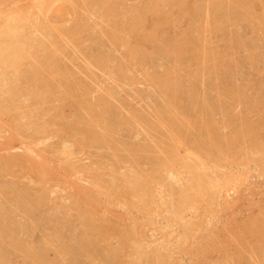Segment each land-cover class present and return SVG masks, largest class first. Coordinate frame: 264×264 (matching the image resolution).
<instances>
[{
  "label": "rangeland",
  "instance_id": "1",
  "mask_svg": "<svg viewBox=\"0 0 264 264\" xmlns=\"http://www.w3.org/2000/svg\"><path fill=\"white\" fill-rule=\"evenodd\" d=\"M8 25L0 264H264V0H0Z\"/></svg>",
  "mask_w": 264,
  "mask_h": 264
},
{
  "label": "bare ground",
  "instance_id": "2",
  "mask_svg": "<svg viewBox=\"0 0 264 264\" xmlns=\"http://www.w3.org/2000/svg\"><path fill=\"white\" fill-rule=\"evenodd\" d=\"M164 1V0H163ZM166 1V0H165ZM157 2V1H156ZM230 2H232V1H230ZM221 3V2H220ZM153 4V3H152ZM232 4V3H231ZM146 5V4H145ZM228 5H229V3H228ZM202 7V6H201ZM232 7V6H231ZM237 7V6H236ZM239 8V7H238ZM196 9V8H195ZM221 9V8H220ZM226 9V8H225ZM192 10V9H191ZM225 11V10H224ZM151 13V12H150ZM223 13V12H222ZM229 13V12H228ZM224 14V13H223ZM230 15V14H229ZM227 16V15H226ZM225 18V17H224ZM141 20V19H140ZM262 20V19H261ZM217 21V20H216ZM227 22V21H226ZM225 22V23H226ZM17 23H19V22H17ZM171 23V22H170ZM8 24H9V22H8ZM7 25V24H6ZM12 25H14L15 26V23L13 24V22H12ZM130 25V24H129ZM4 27V26H3ZM6 27V26H5ZM18 27V26H17ZM2 28V27H1ZM18 29V28H17ZM15 28H13L12 26H10V25H8V27L7 28H5V29H3V31L1 30V32H0V35L1 36H3L2 34H13L14 32H15ZM194 31V30H193ZM190 32V31H189ZM18 33H19V31H18ZM16 34V33H15ZM15 34H13V35H15ZM146 34V33H145ZM23 35V34H22ZM132 35H134V33L132 34ZM8 36V35H7ZM21 36V35H20ZM11 37V36H10ZM1 38H3V37H1ZM0 38V39H1ZM13 38H15V37H13ZM18 39H20L21 40V38H17V41L15 40V42H18ZM3 40V39H2ZM19 40V41H20ZM24 40V39H23ZM172 41V40H171ZM179 41V40H178ZM192 41V40H191ZM22 42V41H21ZM24 42V41H23ZM1 43H4V42H1ZM215 43V42H214ZM5 45V44H4ZM166 46V45H165ZM1 47H4L3 45L1 46ZM0 47V49H3V48H1ZM5 47H7L8 48V46H5ZM17 48V46H14V48ZM20 47H21V45H20ZM199 47V46H198ZM23 48V47H22ZM184 48V47H183ZM13 49V48H12ZM18 49V48H17ZM173 49H175V48H173ZM194 49H195V47H194ZM202 49V48H201ZM11 50V49H10ZM10 50L8 51V52H10ZM15 50V49H14ZM23 50H24V48H23ZM188 50V49H187ZM4 51V50H3ZM2 51V52H3ZM160 51V50H159ZM177 51V50H176ZM180 51V50H179ZM196 51V50H195ZM212 52V51H211ZM18 54V53H17ZM16 54V55H17ZM15 55V53H14V57L16 56ZM20 55H21V53H20ZM127 55V54H126ZM5 56H6V53H5ZM4 56V57H5ZM22 56V55H21ZM204 57V56H203ZM7 58V57H6ZM8 58H9V56H8ZM202 58V57H201ZM205 58V57H204ZM215 58V57H214ZM21 59H22V57H21ZM105 59V58H104ZM11 60V59H10ZM10 60H8L9 62H10V64H12L11 63V61ZM5 61H7V59H5ZM16 61H17V59H16ZM15 61V62H16ZM1 62V61H0ZM14 62V63H15ZM18 62V61H17ZM16 62V63H17ZM1 64V63H0ZM8 63H6V65H7ZM2 65V64H1ZM5 65V66H6ZM140 65V64H139ZM10 66V65H9ZM2 67H4L3 65H2ZM13 67V66H12ZM210 67V66H209ZM213 67H214V65H213ZM17 68V67H16ZM6 69V68H5ZM12 69V68H11ZM212 69V68H211ZM14 70V69H13ZM169 71V70H168ZM207 71V70H206ZM215 71V70H214ZM212 73V72H211ZM173 75V74H172ZM150 77V76H149ZM160 78V77H159ZM165 78V77H164ZM178 79V78H177ZM239 79V78H238ZM76 80V79H75ZM161 81V80H160ZM163 81V80H162ZM168 84H170V83H168ZM160 85V84H159ZM171 85V84H170ZM170 89V88H169ZM174 92V91H173ZM163 94H165V93H163ZM194 97V96H193ZM222 100V99H221ZM168 107H170V105L168 106ZM165 108V107H164ZM170 108H172V107H170ZM166 109V108H165ZM97 113V112H96ZM163 113V112H162ZM86 116V115H85ZM175 120V119H174ZM169 125H171V124H169ZM162 126V125H161ZM172 126V125H171ZM175 128V127H174ZM177 128V127H176ZM173 130V129H172ZM175 131V130H174ZM173 131V132H174ZM182 131V130H181ZM177 132H179V131H177ZM201 133V132H200ZM176 134V133H175ZM204 135H206V134H204ZM234 136V135H233ZM178 137V136H177ZM215 138V137H214ZM239 138V137H238ZM103 139V138H102ZM221 139V138H220ZM108 140V139H107ZM218 141V140H217ZM101 142V141H100ZM223 142V141H222ZM108 144V143H107ZM207 145V144H206ZM238 145V144H237ZM232 148V147H231ZM167 151V150H166ZM216 151V150H215ZM221 155H223V154H221ZM217 159H219L218 157H216ZM163 163V162H162ZM198 176H200V175H198ZM197 178V177H196ZM202 180H203V178H201ZM199 180V179H198ZM190 181V180H189ZM193 181V180H192ZM201 182V181H200ZM200 182H199V184H197V185H200ZM206 183V182H205ZM201 184H203V183H201ZM195 185V184H194ZM193 185V186H194ZM204 185V184H203ZM210 185V184H209ZM131 186V185H130ZM201 187H199V189H200ZM193 189V188H192ZM195 189V188H194ZM196 189H198V187L196 188ZM203 189V188H202ZM210 189H212V188H210ZM198 194V193H197ZM201 195V194H200ZM171 198V197H170ZM23 200V199H22ZM21 200V201H22ZM142 200V199H141ZM184 201V200H183ZM185 204V203H184ZM189 204V203H188ZM187 204V205H188ZM186 205V204H185ZM35 218V217H34ZM3 221V220H2ZM66 222V221H65ZM4 223V222H3ZM7 225V224H6ZM248 226V225H247ZM95 228V227H94ZM4 229V228H3ZM1 230V229H0ZM254 230V229H253ZM125 231V230H124ZM250 232V231H249ZM253 234V233H252ZM21 243V242H20ZM24 245V244H23ZM59 247V246H58ZM79 247H80V245H79ZM20 248V247H19ZM25 248V247H24ZM70 248V247H69ZM14 249V248H13ZM49 249V248H48ZM56 251V250H55ZM16 254V253H15ZM59 254V253H58ZM38 255V254H37ZM27 256V255H26ZM1 257V256H0ZM37 258H39V257H37ZM64 258V257H63ZM62 259V258H61ZM5 260V259H4ZM50 262V261H49ZM231 262H233V260L231 261ZM6 263V262H5ZM229 263H230V261H229ZM234 263V262H233Z\"/></svg>",
  "mask_w": 264,
  "mask_h": 264
}]
</instances>
